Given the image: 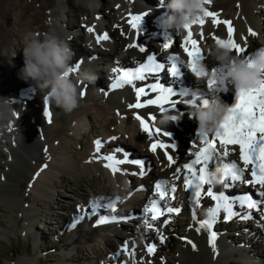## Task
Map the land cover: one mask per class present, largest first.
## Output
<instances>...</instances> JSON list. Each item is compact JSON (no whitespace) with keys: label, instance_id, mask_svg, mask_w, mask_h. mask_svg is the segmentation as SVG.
Segmentation results:
<instances>
[{"label":"bare ground","instance_id":"obj_1","mask_svg":"<svg viewBox=\"0 0 264 264\" xmlns=\"http://www.w3.org/2000/svg\"><path fill=\"white\" fill-rule=\"evenodd\" d=\"M14 5H16V2L13 0ZM168 0H127V4H123L125 6H121L119 9L118 15L119 19L117 20V26L122 23L121 32L124 33L125 39L121 37L118 33V30L116 28H113L110 26V29L107 30L105 33H107L110 37L109 40L104 41L100 40V44L95 47L96 42L88 40V44H90L89 49L87 48L86 51H84L81 47L71 44V39L66 38V42L69 44L70 48L74 52V57L72 61V73L70 74L71 78L74 80V82L77 83V88L79 94L81 92L84 94L83 97L89 98L93 95L97 96L100 90L103 89L102 86L105 85V73L103 72V67L98 66L99 59H114V63L109 67V73H108V79H110V82L108 86L110 85L109 91L104 92L105 95L108 98H110L112 105H115V110L117 111L118 118L112 117L110 119V125L115 126L119 128L124 134H130L132 133V139L135 143V146L133 147L132 144H129L130 147L133 148H139L141 149L140 154L144 155L146 160H149L152 165H157V168H159L158 174H146L145 176H148V178H145V176L142 177V181L140 184H136L135 182L131 181L129 179L128 175H121L117 174L113 176L111 171L107 168L103 167L104 161H95L92 160L94 154H96V150L90 151L89 153H86L84 155V159L82 160L81 164L78 165L74 160H72V156L68 155L69 148L67 146H63L59 143L55 144L54 139H50L48 137V126L47 123L48 120L45 112L50 111L53 113L52 108H57L54 104L49 103L45 100V96L43 97V100H41L44 110L42 115L34 118L32 122L28 125H23L20 123V125H17L18 122H15L14 119H4L3 122H5L7 127H12L15 130H12V137L13 142L7 143L8 152L10 157L12 158L9 163L6 162V165L8 166V170L4 172V175L2 179L0 180V200H4L6 202H12L14 208L16 211L22 212L19 219V223H24L25 230L26 231H33V234H35L34 227L37 228L41 227V230L44 231V224H42L41 220L39 218L45 217L41 213H37L35 209H25L22 203V197L26 202L31 203L32 205L39 204L40 205H46V207L49 209V205L52 204L54 200V196H59L64 198L69 197V192L64 191L66 193L59 192L57 190V186L62 187L61 185L65 183H69V179H67V176H71L72 178H76L78 182L72 184V190L74 193L78 196L79 201L75 206L69 205H61L58 204L59 208H63L64 211L70 212L73 214L71 218L67 220V218H63V224L61 227H58L57 230L54 231L55 239L56 240H67V242L73 246L76 245L77 248L79 246L83 247L85 250L81 249L82 255L80 256L79 260H83L86 257L92 259H95L93 255H97V248H105L106 251H112L114 259L119 261L118 263H122L123 258L116 256L117 251L119 250L118 245L114 242L109 240L110 235L113 236L117 241L124 240L123 236H127L125 233L122 235L118 232V230H123V226L126 225V227H130L127 225L125 219H121L117 222L105 224V225H99L95 226V222L97 217L92 216L91 218H88L87 216L85 219L77 225L75 229H70V225L73 222L74 218L77 217L80 214V211L83 209H87L88 212H91L92 207H96L99 214L108 216V217H127L131 219L132 224L134 225L135 231L139 234L141 237V241L145 247L147 245H156L151 238H146L148 241L145 244V237L147 235V229L146 226L143 223L142 215H143V209L145 206L149 203L150 199H153V195L151 193V183L155 185L157 181L161 180H167L171 184H177L173 180L172 176L175 172L177 167H180V171L185 170L183 168V164L189 162L193 157L188 155L190 151L193 149L191 148V145L195 140H191L189 145L181 151H173V149L169 148L167 151L169 154L173 155L174 158L178 157L177 162L170 167L168 166V161L166 159V156L163 154L164 150L158 149L156 153H153L150 151V145L154 142L153 137H149L146 133H144L141 130V126L139 121L135 118L137 114L143 115L145 119L149 121L150 124L154 123L156 127H159L161 129V135L159 136V139L162 140L165 143H172L171 135L173 132H177V126L175 122L169 123L167 126H161L158 124V120L161 116L162 111H160L159 105H148L142 109H135V108H129V104H133L137 102L135 89L131 85L125 84L121 88H112V84L115 82L116 77H119L122 74V71L124 70H135L140 66L141 63H146L147 58L149 55H152L155 57L156 60L160 61L164 58H168L171 62V58L174 56H178L180 58V61L183 62V64L177 62V66L180 67V73L183 74V79H181L180 76H177L175 79L170 80L168 78L169 75H167V72H162L160 75L151 74L148 79L145 81H135L139 82L138 84H135L136 87H145L146 91H148V85H151L153 83H159L161 84L165 89L168 88H174V91H172L173 95L171 96V99L173 102L175 101H181L180 103L175 104V107L173 108L171 105H164L165 108H167V112L170 115L174 114H181V112H184L186 110H189L192 106H190L187 102L195 101L200 102L202 99L206 98L205 96H208L210 94V97L213 98L215 93H212L210 89L207 86H204L205 82H199L197 79L193 76L192 72L188 69L186 66V62L189 61V57L187 56L186 52L183 48L184 39L186 36V32L183 31L182 33H177L175 30H168L162 27V23L164 19L170 14L169 10V4ZM121 4V3H120ZM51 5V4H50ZM120 6V5H119ZM105 7V6H104ZM75 7L72 6V9ZM206 8L212 11H216L219 15V19L221 20H230L233 23V27L235 29L233 33V38L237 39V42L241 44L242 47L246 49V52L248 55H252L256 50L264 47V36L258 37V36H251L249 33V29H252L256 33L259 29H261L262 25L260 23L262 9L264 8V0H211L210 4H206ZM77 11V10H76ZM96 13L97 9L94 11ZM114 10H110V14H113ZM160 12V13H157ZM84 13L89 14L90 12L84 10ZM108 13V14H109ZM144 13L149 14H156V22L159 25V29L161 30H151L150 21H148L147 15H145V18L143 19L142 15ZM99 14L103 15V18L109 17L108 14H106L103 10L99 12ZM90 16V15H88ZM111 16V15H110ZM133 16H140L142 17V22L140 24L139 34L136 33V30L131 27V17ZM151 16V15H150ZM155 19V17H154ZM205 24L203 27H201L198 23L196 25H193L192 31L194 33L193 38L197 39L202 51L205 52L204 59L201 60V63H204L205 65H209L212 68H215L216 62L209 56V50L216 45V41L214 37H219L221 39H227V26L226 25H220L215 26L211 24L210 18H205ZM41 29L46 32L48 31L44 25H41ZM151 31H153L151 33ZM155 32H159L160 34L156 35ZM201 32L204 33L203 36H201ZM145 34V37H142V34ZM149 33V35H147ZM164 33V34H163ZM174 35H179V38H181L180 46H181V52L179 53V49L177 50L175 47V39H173ZM262 34V32H261ZM158 36V41L161 42V47H153V43H149L146 45L144 43V40L148 36ZM166 38L172 39V45L169 48H165L163 45L166 42ZM129 44L137 45V49L139 47H144L146 51L144 53L136 54L135 50L136 47L129 48ZM248 46H251V50L247 48ZM148 47V48H147ZM165 48L168 50L166 53H160L161 48ZM151 50V53H149V49ZM162 48V49H163ZM163 49V50H165ZM162 51V50H161ZM165 52V51H163ZM88 55V57H98L97 60L92 61L91 66L89 62H86V69L94 72L97 75V79L94 83H89L86 80H80L78 77V74H74L75 66L77 65L78 60L80 59V56L83 57V55ZM234 54H236L234 52ZM237 55H243V54H237ZM246 56V55H243ZM80 61V60H79ZM13 64H15V61H11ZM79 63V62H78ZM97 65V66H96ZM116 69H121V72L115 71ZM104 73V74H103ZM102 74V75H101ZM21 80H24L20 77ZM79 79V81L77 80ZM18 84L16 85L18 96L14 103L12 104L13 110H19L23 108V103L29 104L30 100L27 99L28 95H31L30 89L32 91V88L29 87L32 84L29 82L26 86L24 83H22L19 79L17 80ZM81 82V83H80ZM23 87H21V85ZM82 85V87L80 86ZM90 87H87L89 86ZM233 86V85H232ZM102 87V88H101ZM107 87V86H106ZM15 88V89H16ZM30 88V89H29ZM105 88V86H104ZM184 88V90H182ZM14 89V90H15ZM98 89V90H97ZM89 91V92H88ZM88 93V94H85ZM191 92V93H189ZM231 100L228 101V106L231 107L235 103L232 101L233 94H234V86L233 90L231 91ZM201 95V97H199ZM81 96V95H79ZM159 96V92H150L148 96H141L140 102L143 103L149 98H156ZM1 97V96H0ZM125 100V103L121 104L122 100ZM108 101V100H107ZM45 102V103H44ZM186 104V105H185ZM19 109H18V108ZM22 107V108H21ZM33 112L37 113V105L33 106ZM50 108V109H49ZM76 109H82V108H76ZM40 112V111H39ZM42 112V111H41ZM80 114H77L74 118V122L78 123L80 127H88L89 126V119L87 120V114L85 111L80 110ZM83 112V113H82ZM177 112V113H176ZM56 114H52V119ZM80 116V117H79ZM175 116V115H174ZM152 117H155L153 120ZM10 118V117H9ZM64 117H62L63 119ZM101 119L102 116H100ZM194 121H196L194 119ZM197 122V121H196ZM132 124V128L128 124ZM189 125V124H188ZM184 125L183 129H191V126ZM195 125V124H194ZM5 126V125H4ZM24 126V127H23ZM195 128V127H194ZM196 132H199V125L196 124ZM53 130V129H52ZM59 130V128L53 130L54 133H56ZM63 131V130H62ZM195 131V130H194ZM164 132H167L170 134V136L163 135ZM171 132V133H170ZM62 133V132H61ZM122 135V140L125 137ZM131 138V137H129ZM209 138H212V134L209 135ZM121 139V138H120ZM129 140V139H128ZM127 141V140H126ZM125 141V142H126ZM138 144H141L138 145ZM110 150H114L117 148H120L122 146L116 147L114 144H112ZM219 146V144H218ZM235 146H229L230 148H233ZM123 152L129 153L128 149L124 150ZM43 152H45V156H55V162L51 163L47 161V158L43 156ZM102 154V152H101ZM35 155V157H33ZM118 156H122V153H116ZM239 155V154H238ZM231 151L230 155L226 158L227 160L231 158ZM57 157V158H56ZM130 156H128L129 158ZM133 157V156H131ZM131 160H136L135 158H129ZM143 159V158H142ZM92 160V162H89ZM47 165V167H44ZM222 166V164H221ZM122 168L128 169V172H139V168L136 165L132 164H125L121 166ZM210 169L213 168V164H209ZM43 169V170H41ZM145 169L147 170L148 167L145 166ZM185 171H182V175L184 177ZM38 174V175H37ZM217 176V173H215ZM181 175V173H180ZM181 175V176H182ZM245 175V180H250V175ZM97 177V178H95ZM85 178L88 179L90 185V188L93 190H98V194L89 197L86 195L78 194L77 189H83L84 185L83 183L86 181ZM55 182H57V186L55 185ZM183 183V181H182ZM229 181L226 180V184L228 185ZM225 185H223L225 187ZM66 186V185H65ZM143 187L144 190L135 192L134 189H138L140 187ZM217 184H215V187ZM122 187L126 191V194L128 195L127 203L130 204L129 206L130 211L129 212H120V210L116 212L104 211L101 209V198L103 197L104 203L109 199H116L119 198L120 195H117L116 190L117 188ZM134 187V189H133ZM177 187V186H176ZM129 188V189H128ZM250 188V185L239 182V185L233 186V187H225L223 190V193L225 195H228L230 197L232 196H242L245 194H251L247 192V190ZM65 189V188H63ZM130 190V191H129ZM170 191V188H169ZM215 191V190H214ZM131 193H134L132 196ZM176 194H180V197L184 199L185 202L188 203L189 207L191 208V220H189V223L185 225V234H184V241L181 244V252H180V258L182 262H179V264H232L235 260V255L241 254L240 259L243 260L241 262H244L246 264H258L256 262L261 258L260 254L258 252H255L253 244L249 245L250 239H245L244 237L238 238L235 235H232L233 243L236 244L237 248L232 247L231 245H228L224 242L223 238L217 237L216 240V252L218 254H214L212 247L209 244V235L207 231L201 229V231L197 232L196 229L199 227V225L196 223V219L193 218V208L189 202V196L186 197V194H181L179 192H176ZM253 195L254 198L259 199L258 196ZM29 197L27 200L26 197ZM124 198V197H123ZM156 198V197H155ZM125 199V198H124ZM143 204V207L140 208L137 212L136 207L134 206L137 202H141ZM61 202V201H60ZM48 205V206H47ZM207 206V205H206ZM33 207V206H32ZM162 207V205H161ZM175 207V206H172ZM177 207V206H176ZM180 208V207H179ZM209 208V206H208ZM235 211L241 212L245 211L244 209L239 208L238 206L234 208ZM254 211V210H253ZM197 212V209H196ZM222 212V211H221ZM220 212V216L222 217L223 214ZM262 213V212H261ZM41 214V215H40ZM122 214V216H121ZM257 214V213H256ZM52 217H47L50 222L48 224L52 225L54 221H56V218L58 216H55V213L52 212ZM132 216V217H131ZM166 216L169 218L170 223L173 225H177V222L179 221L177 214L175 213H168ZM72 220V221H71ZM44 221V220H43ZM62 221V220H61ZM38 223L39 226L36 225ZM46 223V220H45ZM65 224V225H64ZM152 224L154 225V228L162 229L163 233H166L165 236H167L168 233L171 232V229L169 225H163L160 226L159 223L156 221H152ZM43 225V226H42ZM64 225V226H63ZM122 225V228L121 226ZM169 226V227H167ZM224 226V227H223ZM228 224H223L222 228L227 227ZM233 226V225H232ZM127 227V228H128ZM248 226L246 228H242L244 231H247ZM241 229V228H238ZM220 231V227L218 229ZM227 230V229H225ZM264 230V229H263ZM50 231V230H49ZM48 230H45L43 233L48 234ZM242 232V231H241ZM252 236L258 239V236H260V247H264V243L261 240L262 231L259 229H255L254 231H249ZM36 235V234H35ZM57 235L59 238H57ZM248 237V236H247ZM38 238V237H37ZM53 241H56V240ZM129 240V235L125 239V241ZM188 241H191L192 243H188ZM89 242V243H88ZM193 244L195 247H193ZM74 246L73 249L76 248ZM147 248V247H146ZM129 250H132V245L128 246ZM136 249V248H135ZM83 251L87 253H83ZM108 251V252H109ZM255 253V254H254ZM107 254V253H106ZM128 259V254L125 253ZM139 256L138 252L135 250L134 258H137ZM186 261V262H185ZM24 264H30L29 262H20ZM92 264V263H90ZM234 264V263H233Z\"/></svg>","mask_w":264,"mask_h":264},{"label":"rangeland","instance_id":"obj_2","mask_svg":"<svg viewBox=\"0 0 264 264\" xmlns=\"http://www.w3.org/2000/svg\"><path fill=\"white\" fill-rule=\"evenodd\" d=\"M14 1L16 2V5H14L13 0H0V96L3 98H10L11 106L14 103V100L17 97H20L18 96L16 85L18 84L17 80L20 77V70L24 67L23 47L25 45V40L29 37L31 33L44 32L41 29V25H44V27L48 31L54 30L55 33L64 40H66V38L71 39V44L73 43L81 47L84 51H86L87 48L89 49L88 46H90V44H88V40L94 41V43L96 42L95 47L98 46V44H100V41H97V36H102L107 30L110 29V26L116 28L118 30L119 35L123 37V39L126 38L124 33L121 32L122 30L120 27H122V23L117 26V20L119 19L117 11H119L121 6H125L127 4V0H98L99 7L96 8L98 13L90 12L87 9V7L85 6L86 0ZM168 2H171V0H168ZM165 4L168 5L169 3L165 2ZM72 6L75 7V11L74 8L72 9ZM261 9L263 13L261 14L260 23L263 25L261 29L258 30L257 36L262 38V36H264V8ZM84 10L90 13L86 14L84 13ZM101 10H103L106 14H108L110 10H114L116 12H114L113 14L109 13V17H107L106 19L103 18V15L99 14ZM145 15H149L147 19L148 21H150L151 30H160L159 25L156 22V14L144 13L142 15L143 19L145 18ZM49 20L52 21L50 25L47 23ZM88 27H92L94 31L88 32ZM153 31H151V33ZM155 33L156 35L160 34L159 32ZM147 35H149V33H147ZM156 35L146 37L144 43L146 45H148L149 43H153V47L155 48L161 47V42L158 41L159 38ZM143 36L145 37L144 33L142 34V37ZM173 39H175V47L177 50L179 49L178 51L180 53L181 38H179V35L173 34ZM162 48L160 49L161 55L162 53L164 54L168 52L167 49L163 48L165 49L163 50ZM247 48H249L250 50L252 49L251 46H248ZM134 50L136 54H140L139 49H137V47ZM147 50H149V53H151L150 48ZM12 58L13 61H15V64L11 62ZM96 58L98 57H88L87 54H84L83 57L80 56V61L78 60L79 63L77 62V64H79V67L78 69H74V74H79L80 71L86 69L87 65L91 66L92 61L97 60ZM86 62H89L90 65H86ZM113 63L114 59H99V67H103L102 69L105 73V88L104 86H102L103 89L100 90V92H96L98 93L97 96L94 95L93 92V95L90 98L89 96L87 98L83 97L84 94L82 92L81 94H79L78 92V94L81 95L79 96L80 100L78 108L82 109H75L71 113H66L59 108H56L55 111L52 108V114L56 115L53 117L55 119H52L51 123L46 122L48 126V137L50 138L48 140L54 139V141L56 140L55 144L59 143L63 146H67L69 148L68 155H71L72 160H74L78 165L81 164L86 153L96 150L95 142L98 139L101 140L104 144V146L101 148V152L104 155L113 154V150H110L111 146H113L112 144H114L116 147L122 146L120 147V149L129 150V158H143L145 160V166L148 168L150 167V171H147L148 174H158L159 168H157V165H152V163L149 164L150 161L146 160L144 155L140 154L141 149L137 147L132 149V147H130L129 144H132L133 147L135 146V143L133 142L134 140L132 139V133L123 135V132L119 128L110 125V119H112V117L118 118V113L114 109L115 105H112L111 103L112 100H110V98H108L107 96H104V92H107V90L109 91L110 89V85L108 86L110 79H108L107 77L109 73L108 69ZM207 67L209 70L213 69L209 65H207ZM28 82L32 84L31 86L29 85V87L32 88V91L29 88V93L31 95L27 96V99L29 98L30 103H23V108L21 107L22 109H19L17 107L19 110H13V114H11L9 116L10 118H8L14 119L15 122H18L17 125H20V123H22L23 125L30 124L34 118L42 115L44 110L43 106H41V100H43L44 93L41 92V90L35 85L33 81L29 80ZM204 86H207L208 91V84L206 82ZM21 87L23 86L21 85ZM87 87H90V85ZM229 89L230 90L227 94L221 93L222 99L226 103L231 100V91L233 90V86L231 84H229ZM85 94L88 93L85 92ZM205 97L207 99H212V96L210 97V94ZM119 103L123 104L125 103V100L123 99ZM32 104L33 106L37 105V111L40 109V112H33L34 110ZM80 110H83L88 113L86 117L87 120L89 119L88 127H80L78 123L74 122V118L77 114H80ZM174 115L179 117V120L175 122V124L178 125V131L173 132L171 135V138L173 139L172 143H175L176 145L173 151H175L176 153L178 150H184L189 145L191 140L197 139V132L195 129L197 122L194 121V118H190L189 110L181 112V114L177 113ZM100 116H102L103 119H101ZM62 117L64 118L62 119ZM46 120H48V118ZM128 125L132 128L131 123ZM184 125L191 126V129H183ZM56 126L57 129L59 128V130L61 129V131H57L56 133H54L53 130L56 129ZM12 130L15 129H13L12 127H7L5 122H3V120H0V180L4 175V172L8 170L6 162L9 163V161L12 159L9 155L7 147V143L13 142L11 132ZM122 135L126 136V142L124 141V139L122 140ZM112 137H116L117 139L112 140ZM138 145L141 146V144ZM229 150L231 151L232 156L228 160H234L240 168H244L245 166L240 159L239 146L236 145L235 147L230 148ZM43 156L47 158L48 162H55V156H45V152H43ZM33 157H35V155ZM221 164L222 162L219 165H213L217 176L222 175V173L219 171V169L222 167ZM251 170L252 165H248L245 170V174L250 175ZM182 171L185 170L181 169V175ZM130 173L131 172H129L128 174L129 179H131V181L135 182L136 184H140L142 181V177H140L139 175H131ZM180 173L178 179L174 175L171 176L173 180H176V183L178 182L176 184L177 192L181 194H186L187 197L189 196V192L186 191L184 188V177L183 175L181 176ZM65 176L67 177V179H69V183L67 182L61 185L62 187L57 186V182H55V185L58 187L57 190L59 192L62 191V193H66L64 191H66L67 189L69 193L66 195L70 196L67 198L63 197L62 199V197L59 196L60 193H58V196H54V200L52 204L49 205V209L46 207V205L38 206V203L32 205L31 203L26 202L23 197L21 198L25 209H35L37 213H41L43 216L44 214H46L45 217L39 219L41 220L42 224H44L43 230H50L48 234H41V232H44L41 230V227H38L36 230L34 225L33 230L35 229L36 235L33 234L32 230L26 231L24 223H19L18 219L20 218L22 212L16 211L12 202L0 200V264H20V262H29L30 264H119V261L114 259L113 252L109 250L108 252L105 248H97V255H93V257H95L93 261L88 257L83 260H79V258H81L80 256L82 255L81 249L85 250L82 246H79V248H77L76 245L71 246L67 242V240L60 241L55 239L54 231L57 230L58 227H61V225L64 223L63 218H67L68 220L73 216V214H71L70 212L64 211L63 208H59L57 203H60L61 205L65 206H75L79 201L78 196L71 189L72 184L78 182V180L76 178H72L71 176ZM145 178H148V176H145ZM85 180L86 181L83 183V189H77L78 194H80V196L81 194H83L89 197L97 195L98 190H92L90 188L91 184L89 183L88 179L85 178ZM152 183L150 188L151 193L154 196V185ZM215 184H217V186H214L213 191L215 190L214 192L216 193L223 192V190L225 189V187L223 186L224 181L223 183L216 182ZM236 185H239V182H236ZM207 187L208 186L205 185V192L207 191ZM136 190L137 189H134L133 192H135ZM126 191L127 189L125 190L122 187H119L116 190L117 195H120L119 202L117 203V211L120 210V212L124 213L126 211L129 212V206H131L126 201L128 195H130H125ZM258 191H264V189H260L258 185H250V188L247 190V192L254 194L255 196ZM131 194L132 196L134 195V193ZM171 195L173 194L169 191V196ZM29 197L31 196L26 197L27 200L29 199ZM101 200L102 206L104 204L103 197L101 198ZM161 205L162 207H164V202H161ZM214 205L215 201H213L211 197L203 195L200 201V207L197 208L196 218L201 221L207 219V210L211 207H214ZM134 206L136 207V210H139L143 207L142 201L137 202ZM171 206H177L181 208V212L179 213V215H177L179 219L177 225H172L166 214L162 215L157 220L160 226L171 224L169 225L171 226V232L168 233L167 236H165L166 233L162 232V229L146 228L147 235L145 237V244L148 241L146 238H151V240H153L156 245H159L156 246V251L154 255H150L148 253L147 248L145 247V245H143L141 241V237L135 231L134 225L132 224L130 217L125 220L126 222H123L128 223L127 225H129L130 227L127 226V228L125 225L123 226V230H118V232L122 235H124V233L127 235L123 236L124 240L117 241L113 236L110 235L109 240L112 241V243L114 242L115 244H119V250L117 251V253H120L119 257L123 258L124 261L120 264H179V262H182L180 258L181 244L184 241V234L186 230L185 225L189 223V220H191V208L189 207L188 203L185 202L182 197H180V194L178 195L176 193L175 199L171 200ZM260 207L262 211H264V204H261ZM52 212L55 213V216L58 217L56 218V221H54V223L50 225L48 224L50 220L47 217H52ZM221 213L223 214V216L221 217L219 215V221L213 226V230L218 233V237L223 238L225 243L231 245L234 248H237V246L233 243L232 235H235L238 238H249V245L253 244V246L255 247V252H258L261 258H263L257 260L256 262H258V264H264V247H260L259 245L260 236H258L257 239L252 236L251 233L248 232V230L251 232L255 229H259L260 231H262L263 235L261 236V240L264 243V228L260 227V225H264V220L260 218L262 213L260 211L252 210L253 219L251 220H242L239 217H234L231 221L227 222H225L224 220L225 213L223 211ZM166 220L169 221L167 224L164 223ZM257 221H259V224L257 223ZM223 224H228V226L222 228ZM36 225L39 226L38 223H36ZM120 226L122 228V225ZM246 226H248L247 231H244L242 228H246ZM219 227L220 231L218 230ZM161 234L165 237L163 241L161 240ZM128 235L130 241H125ZM57 238H59L58 235ZM54 239L56 241H53ZM125 242H127V247L129 245H132V248H136L135 250L139 254L137 258L128 256L127 259L125 252L120 251L121 246L124 245ZM74 246L76 247L75 249H73ZM83 253L87 252L83 251ZM240 255L241 254L235 255V260L234 262H232V264H246L244 262H241L243 260L240 259ZM186 264L190 263L186 262Z\"/></svg>","mask_w":264,"mask_h":264},{"label":"snow or ice","instance_id":"obj_3","mask_svg":"<svg viewBox=\"0 0 264 264\" xmlns=\"http://www.w3.org/2000/svg\"><path fill=\"white\" fill-rule=\"evenodd\" d=\"M211 0H206V4H210ZM205 18H210L211 24L215 26L226 25L227 26V39H221L219 37H214L216 44L222 46H231L232 50L236 54H243L248 56L246 49L237 42V39L233 38V33L235 31L233 23L230 20H221L216 11L204 9L203 15L194 20L190 25H185L184 31L186 36L183 43L184 51L189 57V62L194 66L195 64L201 62L204 59L205 52L197 39L193 38L194 33L192 31L193 25L197 23L203 27L205 24ZM131 27L136 30L139 34L140 24L142 22V17L133 16L131 17ZM88 32H93L92 27L87 28ZM251 36H257V33L252 29H249ZM204 33L201 32V36ZM110 37L107 33L102 36H97V41L100 40L107 41ZM172 45V39L166 38L164 43L165 48H169ZM129 48L137 47V45L129 44ZM139 51L144 53L146 49L144 47H139ZM262 53H264V47L261 48ZM172 59L171 72L173 75H177V62L183 64L178 56H174ZM77 69L79 64L75 66ZM163 68V65L157 64L154 56L149 55L146 63H141L135 70H124L116 69L115 71L121 72L122 74L115 80L112 84V88H121L125 84L131 85L135 89L137 102L129 104V108L142 109L148 105H159L160 111L167 112V108L164 105H171L173 108L175 104L181 101L173 102L171 96L173 95L171 89H165L159 83H153L148 85V91L145 87H136L134 81H145L149 78L151 74L158 73ZM211 82L208 83V88L211 89ZM150 92H159V96L156 98H149L145 102H140L141 96H148ZM192 107L196 106H206L208 104V99L204 98L200 103L195 101L187 102ZM119 114V113H118ZM48 118V123L52 122V113L50 111L45 112ZM141 126V130L146 133L149 137L154 138V142L150 145V151L156 153L158 149L164 150L163 154L166 156L168 161V166L175 164L178 157L174 158L173 155L168 153V149H175V143H165L159 139L162 134L161 129L156 127L154 123L150 124L143 115L137 114L135 117ZM175 119V116L173 117ZM154 120L155 117H152ZM163 135L170 136L169 133L164 132ZM116 137H112V140H116ZM96 154H94L92 160L100 161L103 160V167L111 171L113 176L118 173L121 175H128V169L122 168V165L132 164L139 168V172H132L131 175H139L143 177L150 171V167L145 169V160L136 159L131 160L128 158V154L123 152L122 149L117 148L113 150V154L104 155L101 154V148L104 146L101 140L96 142ZM219 144V146H218ZM239 146L240 159L244 164V168H240L234 160H227L226 158L230 155L229 146ZM193 149L188 153V155L193 158L183 164V168L186 170L184 175V188L189 192V202L193 208V218L196 219V209L200 207V201L203 195L211 197L215 201L214 207L207 210L208 218L205 220L196 219V223L199 225L196 231L199 232L201 229L207 231L209 235V244L213 249L214 254L216 252V240L218 233L213 230V226L219 221L220 212L225 213V222L231 221L234 217H239L242 220L253 219L252 210L260 211L261 219L264 220V211L261 209V204H264V191H258L256 199L251 194H245L242 196H228L223 192L216 193L213 191L215 186V181L213 177L215 176V168L210 169L209 164L219 165L222 162V167L219 171L222 173L220 176V183L224 180H228L229 184L225 187H233L236 182H243L252 186H259L260 189H264V79H262L259 87L255 89H250L247 91L237 90V102L229 107L228 115L224 120L217 126L216 131L212 134V138H209V134L203 129H199L197 133V140L191 145ZM116 153H122V156L116 155ZM90 160L89 162H92ZM150 164V162H149ZM248 165H252L251 179L245 180V170ZM44 167H47L45 165ZM43 170V169H41ZM180 167L178 166L176 172L173 174L177 179L179 178ZM38 175V174H37ZM205 185H207V191L205 192ZM170 192L173 194L169 196ZM138 191L144 190L141 186L137 189ZM177 192V187L175 184H171L167 180L157 181L154 185V196L156 198L150 199L149 203L143 209L142 220L147 229H153L154 225L152 221L158 220L162 215L168 213H175L179 215L181 208L172 207L171 200L175 199V193ZM119 198L116 199L109 198L101 207L105 211L116 212L117 203ZM161 202H164V207H161ZM244 209L243 212L235 211V207ZM91 218L96 216L95 226L105 225L113 222H117L121 219H128L127 217H108L100 215L96 207L91 208V212L87 209L80 211V214L74 218L70 225V229H75L78 224H80L85 217ZM169 221H165L167 224ZM259 224V221H257ZM264 228V225H260ZM158 231V229H157ZM165 237L161 234V240L163 241ZM188 243H192L188 241ZM147 251L150 255H154L156 251L155 245H147ZM193 247L195 245L193 244ZM120 251L127 253L130 257L135 255V248L129 250L127 247V242L121 246ZM119 252L116 254L119 257Z\"/></svg>","mask_w":264,"mask_h":264},{"label":"clouds","instance_id":"obj_4","mask_svg":"<svg viewBox=\"0 0 264 264\" xmlns=\"http://www.w3.org/2000/svg\"><path fill=\"white\" fill-rule=\"evenodd\" d=\"M87 9L94 12L99 7L98 0H86ZM170 14L164 19L162 27L184 31L185 25L203 15L206 0H171ZM49 25L51 20L47 22ZM24 67L20 70V77L25 81H33L44 93L45 100L54 104L66 113H71L79 106L77 83L71 78L74 52L69 44L55 31L31 33L25 40L23 47ZM209 56L216 62V67L209 70L204 63L194 66L188 61L186 66L197 81L211 82L212 99H208L206 106H196L189 109L190 118H194L199 129L209 135L213 134L217 126L228 115V104L222 99L223 94L229 92V84L237 90L247 91L260 86L264 79V53L261 48L251 57L234 54L231 46L214 45L209 50ZM80 80L94 83L97 75L87 69L79 72ZM13 114L10 98L0 97V120L9 118ZM168 112L161 114L158 124L167 126L176 122L179 117ZM215 182H220V176H214Z\"/></svg>","mask_w":264,"mask_h":264}]
</instances>
